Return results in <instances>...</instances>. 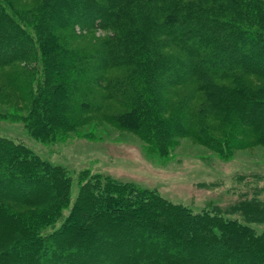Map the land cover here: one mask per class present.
<instances>
[{
	"label": "trees",
	"instance_id": "1",
	"mask_svg": "<svg viewBox=\"0 0 264 264\" xmlns=\"http://www.w3.org/2000/svg\"><path fill=\"white\" fill-rule=\"evenodd\" d=\"M96 31L109 34L81 49L60 38ZM14 64L32 72L21 122L38 140L65 139L105 99L123 111L104 116L160 155L178 135L212 140L186 107L165 117V97L189 86L180 96L204 93L210 115L225 113L227 138L264 146V88L222 84L237 72L264 79V0H41L28 10L0 0V67ZM251 190L196 214L88 170L74 185L66 169L0 137V264H264V229L251 227L264 225V188Z\"/></svg>",
	"mask_w": 264,
	"mask_h": 264
},
{
	"label": "rangeland",
	"instance_id": "2",
	"mask_svg": "<svg viewBox=\"0 0 264 264\" xmlns=\"http://www.w3.org/2000/svg\"><path fill=\"white\" fill-rule=\"evenodd\" d=\"M13 2L24 10L41 4V0ZM108 34L96 31L73 40L61 33L60 38L66 40L67 47L81 49ZM172 51L170 48L169 52ZM27 69L23 64L0 67V137L20 142L43 160L66 169L74 185L78 176L88 170L155 191L163 199L187 207L196 214L209 213L214 206L229 207L238 201L242 191L245 197L250 198L255 194L251 188L256 185L264 188V146L255 144L251 135L227 138L230 130L227 128L229 122L223 117L225 113L213 111L210 115L203 104L206 101L204 93H195L189 102L180 96L181 92H190L189 86L176 87L171 95L165 97L170 106L165 117L186 107L189 120L195 115L201 116L204 126L212 132V140H206L204 136L198 139L193 133L178 135L164 156L157 153L155 146L148 144L146 139L116 123L120 119L115 118L113 122L106 118L109 113L123 111L106 99L101 111L78 116L76 119L81 124L67 132L65 139L42 141L32 137L21 122L29 107L28 83L32 72ZM114 73H108L107 77L114 76ZM237 76L240 79L236 82V79H227L222 84L230 88L242 82L251 89L264 88V79L260 77L242 72H237ZM234 120L231 119L232 122ZM226 142L229 146L223 147L222 143ZM241 177L244 179L240 180ZM76 193L74 188L73 198ZM259 197L264 201V190ZM225 218L241 220L238 215ZM251 227L257 232L264 229V225Z\"/></svg>",
	"mask_w": 264,
	"mask_h": 264
}]
</instances>
